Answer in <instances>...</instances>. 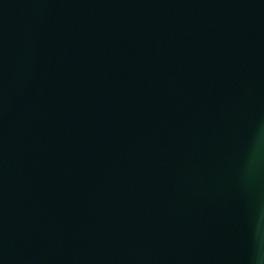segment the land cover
I'll return each mask as SVG.
<instances>
[{"label": "water", "instance_id": "water-1", "mask_svg": "<svg viewBox=\"0 0 264 264\" xmlns=\"http://www.w3.org/2000/svg\"><path fill=\"white\" fill-rule=\"evenodd\" d=\"M264 0H0V264H253Z\"/></svg>", "mask_w": 264, "mask_h": 264}, {"label": "clouds", "instance_id": "clouds-1", "mask_svg": "<svg viewBox=\"0 0 264 264\" xmlns=\"http://www.w3.org/2000/svg\"><path fill=\"white\" fill-rule=\"evenodd\" d=\"M253 264H264V209H261L257 217L256 225V253Z\"/></svg>", "mask_w": 264, "mask_h": 264}]
</instances>
